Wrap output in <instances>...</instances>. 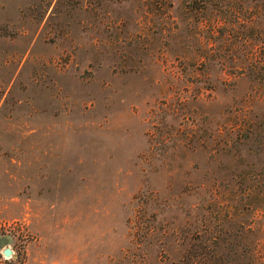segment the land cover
Returning a JSON list of instances; mask_svg holds the SVG:
<instances>
[{
  "label": "rangeland",
  "instance_id": "374dc122",
  "mask_svg": "<svg viewBox=\"0 0 264 264\" xmlns=\"http://www.w3.org/2000/svg\"><path fill=\"white\" fill-rule=\"evenodd\" d=\"M200 7L0 0V264H189L264 239V142L223 129L246 82Z\"/></svg>",
  "mask_w": 264,
  "mask_h": 264
},
{
  "label": "trees",
  "instance_id": "16d2710c",
  "mask_svg": "<svg viewBox=\"0 0 264 264\" xmlns=\"http://www.w3.org/2000/svg\"><path fill=\"white\" fill-rule=\"evenodd\" d=\"M200 2L196 12L200 16L199 26L208 34L207 46L217 42L225 75L234 84L247 83L242 100L232 116L225 119L223 129L227 134L235 133L236 142L259 145L262 139L264 142V0ZM259 108H263L261 115L256 114ZM243 233H238L241 238ZM192 246L189 264H264V239L249 247L241 243L225 246L209 242Z\"/></svg>",
  "mask_w": 264,
  "mask_h": 264
},
{
  "label": "water",
  "instance_id": "95a60500",
  "mask_svg": "<svg viewBox=\"0 0 264 264\" xmlns=\"http://www.w3.org/2000/svg\"><path fill=\"white\" fill-rule=\"evenodd\" d=\"M4 254H5V255H9V254H10V250H9V249H5V250H4Z\"/></svg>",
  "mask_w": 264,
  "mask_h": 264
}]
</instances>
